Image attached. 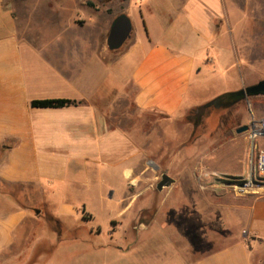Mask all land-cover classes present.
I'll return each instance as SVG.
<instances>
[{"label": "crops", "instance_id": "obj_1", "mask_svg": "<svg viewBox=\"0 0 264 264\" xmlns=\"http://www.w3.org/2000/svg\"><path fill=\"white\" fill-rule=\"evenodd\" d=\"M120 15L132 33L113 51L107 38ZM225 19L224 0H0V183L23 190L18 200L0 186V264L8 253L13 264H150L129 248L150 227L122 221L145 156L113 111L131 89L139 111L178 118L250 85L235 47L223 46ZM220 69L240 82L212 87L211 71ZM52 99L77 104L32 106ZM114 192L123 193L107 230H84ZM248 201L238 206L248 216L230 245L195 260L175 248L178 258L167 252L158 264H253L251 248L264 242V198ZM45 208L58 227L52 236L34 231Z\"/></svg>", "mask_w": 264, "mask_h": 264}, {"label": "rangeland", "instance_id": "obj_2", "mask_svg": "<svg viewBox=\"0 0 264 264\" xmlns=\"http://www.w3.org/2000/svg\"><path fill=\"white\" fill-rule=\"evenodd\" d=\"M224 2L223 46L230 52L235 47L242 64L248 68L246 73L251 80L248 86L255 85L264 80V0ZM135 25L140 28V24ZM220 70L211 71L215 78L212 87L236 86L240 82L241 76L235 71H232L234 77L228 78L223 77ZM131 91L127 100L120 101L113 112L121 111L122 117L114 120L119 119V125L128 130L145 156L143 167L146 172L137 191L128 194L129 202L135 203L134 207L122 220L124 225L143 220L150 227L138 245L129 246L135 258L138 255L144 263L158 264L160 256L167 252L178 258V250L187 259L195 260L227 247L241 234L242 223L248 216V212H242L238 206L249 205L250 195L264 198V178L259 176L253 180L252 190L239 193L240 185L249 176L250 167L246 141L237 133L238 128L248 125L253 118L264 119V95L246 98L229 108L207 110L204 104L190 109L181 117L170 118L139 111L132 101ZM259 147L264 149V140ZM222 169L227 172L219 171ZM164 174L176 178L177 183L158 191L157 184ZM0 186L20 200L23 192L20 186L1 183ZM122 193L114 192L112 196L108 193L102 203L104 206H97L95 221L87 223L84 230L98 226L106 231L109 217L117 213L115 207ZM142 207L144 213L137 215L135 212ZM38 220L40 225L34 223V231L45 232L49 236L58 231L46 208ZM163 224H170L168 231L161 232L159 227ZM181 237L185 238V243L178 239ZM24 249L25 246L19 252L20 256L24 255ZM251 249L253 264H264V242L260 241ZM10 255L8 253L1 264L15 263L9 261Z\"/></svg>", "mask_w": 264, "mask_h": 264}, {"label": "water", "instance_id": "obj_3", "mask_svg": "<svg viewBox=\"0 0 264 264\" xmlns=\"http://www.w3.org/2000/svg\"><path fill=\"white\" fill-rule=\"evenodd\" d=\"M132 33V25L130 19L126 15L118 16L110 28L107 45L110 50L120 49L128 39H130ZM264 95V80L259 83L248 86L245 89L228 93L222 100H218L212 103L215 108H220L222 105L230 106L241 100L249 97H255ZM248 130V126L244 125L237 129L238 134H242ZM175 183V180L170 176L164 174L161 177L160 182L157 184V190L162 191L166 187H170Z\"/></svg>", "mask_w": 264, "mask_h": 264}, {"label": "built area", "instance_id": "obj_4", "mask_svg": "<svg viewBox=\"0 0 264 264\" xmlns=\"http://www.w3.org/2000/svg\"><path fill=\"white\" fill-rule=\"evenodd\" d=\"M248 130L242 133L248 143V163L250 172L247 180L239 187V193L248 192L254 188L253 180L257 176L264 178V149L259 147V144L264 140V119H252L247 125Z\"/></svg>", "mask_w": 264, "mask_h": 264}, {"label": "trees", "instance_id": "obj_5", "mask_svg": "<svg viewBox=\"0 0 264 264\" xmlns=\"http://www.w3.org/2000/svg\"><path fill=\"white\" fill-rule=\"evenodd\" d=\"M227 94H223L221 96H218L217 98H215V99L211 100L210 102H208L206 104V109L207 110L212 109L214 107V105H212V103L215 102V101L224 99ZM74 104H77V102L76 101H71V100H65V99L34 100V101H32V106L34 108H61V107H65V106H68V105H74ZM233 105L234 104H232L230 106L222 105L220 108H222V107H228L229 108V107H231ZM196 126H197V124H196Z\"/></svg>", "mask_w": 264, "mask_h": 264}]
</instances>
